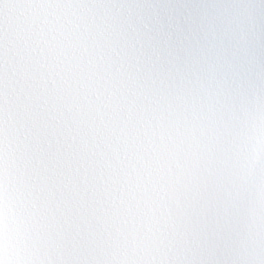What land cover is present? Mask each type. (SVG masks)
Returning <instances> with one entry per match:
<instances>
[{
	"label": "snow or ice",
	"instance_id": "1",
	"mask_svg": "<svg viewBox=\"0 0 264 264\" xmlns=\"http://www.w3.org/2000/svg\"><path fill=\"white\" fill-rule=\"evenodd\" d=\"M0 264H264V0H0Z\"/></svg>",
	"mask_w": 264,
	"mask_h": 264
}]
</instances>
